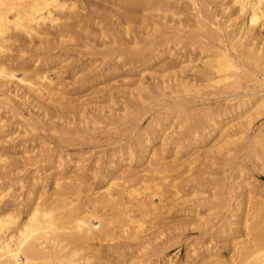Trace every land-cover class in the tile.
<instances>
[{
	"label": "rangeland",
	"instance_id": "374dc122",
	"mask_svg": "<svg viewBox=\"0 0 264 264\" xmlns=\"http://www.w3.org/2000/svg\"><path fill=\"white\" fill-rule=\"evenodd\" d=\"M76 1L78 2L76 8L77 12L79 14H86L89 9L88 7L84 9V7L87 6L86 0ZM102 1L104 0H99V2ZM105 1L108 3L106 4L107 6L118 4V1L114 0ZM142 1L145 2V0H139V2ZM171 1L172 5L174 4V9L172 8V10L167 8V5L171 4ZM171 1L146 0L148 4L149 2H161L160 8L154 9L153 11L144 10V12L147 11L146 13L143 11L139 12L136 14V16L138 15L137 19L136 16H134V21L131 20V17L128 19L124 14H121V11L116 13V16L114 13L111 15L116 18L115 20L118 22L119 19L120 21H126L125 24L128 25H126V27L132 30H136L139 27L142 30L145 28L143 31H147L149 34L152 33L155 36L158 34L157 39L159 40L161 39L159 36L161 32L164 33V35L167 34L165 42L158 44V46H156L157 48H154L160 52H163V50L167 51L168 49L171 50L172 48L173 50L171 51L178 54L177 57L180 58L181 62L188 58V61L181 64L185 65L181 69V72L177 74L170 73V71L161 73L155 65L141 66L132 70L130 75L134 79L143 75L146 82L144 89L136 87L138 86L137 84L131 87L121 85L122 87L120 86L118 88L119 90L120 88L125 89L127 87L125 90L128 91L130 88L131 93L132 90L133 93L131 94L130 90L128 92L124 91L119 93L118 89L113 87L111 89L115 88V91H110L112 92L111 95L113 96V100L107 102L99 101L100 103H97V101H86L85 99L88 100V96L85 97V95L91 91H96V95L98 91L96 97L102 98V93H99L101 85H93L94 87L90 85L81 89L80 87L76 89L77 84L74 83L76 77H74L72 73L71 64L74 62V64H80V62L84 63L86 60H96V64H100V62L108 59L105 54L107 55L112 48H117L115 44H107L104 48L102 45L101 47L100 43L97 42L98 38H94L92 35V38L90 37V40H88L89 44L91 41L89 47H87V39L86 41H83L85 39L77 40V42H75V40L73 42L67 41L72 43V46L65 44L63 40L64 44L60 41L61 46H59L58 49H54L55 51H52L55 53L68 52L70 56L68 60L62 58L57 61L58 66L62 67L60 68L62 73L59 78H56L54 70H48L51 79L55 82L56 86L61 89L60 93H53L49 99L44 97L38 98L35 101L33 99V93H28L27 96L23 98L21 94L22 90H16V83L11 82V85L9 84L10 86L0 89V125H2V128H0V215L3 216L4 219V223H1L2 220L0 219V240L3 241V243H7L8 241L14 243L16 241L17 228L20 223L24 221L26 212L31 208L33 203L39 207L46 205L49 211L56 209V207L61 208V204L56 201L60 198V193L56 192V189L51 186L54 178L69 177L74 174L73 172H75V174L81 173L79 178L81 177L80 181L84 182V185L83 183L81 185L82 190L77 195H75L76 193L69 195L68 199V202H72L76 205V212H73L72 215L73 217L75 216V219L79 214L80 217L81 215L89 216L90 213L94 212L93 206L95 203L92 200V197H96L94 192H102L108 184H110L111 192H115L120 185L122 186L127 179H130L126 175L128 174L127 172L130 173L131 171L142 169L143 171H141L140 175L144 177L146 175L150 176L152 182H150V180L147 184L141 186L140 183L138 184V177L140 178L138 174L136 177H132V179L135 178V180L133 179L134 181L130 179L128 182L127 180L122 186H126L125 193L120 196L123 198L122 201L124 200V208L122 210L123 213L127 212V215H122L123 217L121 216V219H118L117 217L119 216L116 214L114 215V212H112L113 210L110 208V204L105 203L104 205L98 206V213L103 214V216L108 218L107 220L112 221L111 227L113 228L114 234L120 236L118 234L122 232V236L119 238L116 237L114 240H107L101 245L99 242H95L97 244L93 243V245L89 243L88 245H92L90 248L93 249L94 252H98V254L94 253L95 256H93L92 253V256L96 259L91 258L90 263L88 262L89 264H98V262L99 264H168V262H165L168 258L170 260L169 264H200V260L205 253H207V249H210L208 251L209 253L219 251L221 258H223L227 264H231L230 262H238L239 255L237 254L236 248L238 245L234 244L235 241L228 244L223 243L219 238L221 235H219L216 230L220 224H225L226 219L231 220L229 222H238L247 208H250L251 212L254 210V207L255 209L258 208L257 211H253V214H255V216H264V153H262V148H264V26L261 27V22L258 21L256 25L250 26L247 31L237 35L241 17H237L235 5L228 3L227 0H207V7L205 9L201 8V3L205 0H176L177 3L175 0ZM71 2H73V0H68L66 3L69 4ZM180 9H182L183 13ZM120 14L121 16H119ZM111 15H109V22L107 21L108 28L112 26L111 23L114 20ZM72 17L73 20H69L71 22H73L78 15L72 14ZM9 18L12 19L13 15H10ZM142 18L143 20H141ZM128 22H131V24H128ZM201 24L214 30L217 35L214 36L209 34L206 30L207 28H203ZM163 25L166 27L164 28ZM79 26L80 28L86 26L87 30H95V32L97 29H100L98 28L100 26H96L92 24V22L87 25L79 24ZM170 27L173 30L170 29ZM44 29L52 33L50 36L54 37L55 30L49 27L48 21L45 23ZM152 29L157 31L152 32ZM175 30L176 32H173ZM171 32L176 34H172ZM107 34L112 36L109 33ZM116 34L115 32V36L113 35L109 40L120 36ZM257 34L259 35L258 37L256 36ZM235 35L237 37H235ZM143 37L145 39V35H143ZM233 37H235L233 41L235 43L237 42L235 46L231 44L233 43V41H231ZM21 39L20 41L11 40L5 42L7 44H2L4 46H2V48L4 49L1 50L4 54L0 55V61H6L11 64V66L23 64L27 71L26 74L30 75L33 69L38 68L42 64L40 59H35L36 57L33 53H42L44 50L42 49V51L40 49V47L43 46H38L40 51H38L39 49L37 50L38 47L36 46L38 42L34 41V39L31 41L27 40L28 38L26 39V37ZM23 39L26 41H23ZM52 39H54L53 41L56 43L57 39ZM106 40L108 39H105V41ZM22 42L23 44L27 42V44L23 45ZM29 42L31 45L28 44ZM34 44L37 45L35 46ZM62 45L69 46V51L66 49L67 47L64 46L65 51ZM92 45L95 47H92ZM108 46L110 47L109 50H107ZM90 47L93 49H90ZM164 47L165 49H163ZM34 48L36 49L34 50ZM154 48H146L142 55H147L152 50L157 53L158 51ZM141 49L140 46H137L133 50L137 52ZM214 52L220 53V55L225 53L235 67L234 70L237 69L234 72L235 75H233L232 78L230 77L232 80L230 78L225 80L222 75L211 76L205 69H203V71L201 70L202 64L200 63H203L204 60L208 58L209 54ZM121 59L122 58L119 59V62H124V60ZM125 68L126 73H128L129 65L124 67L123 70H125ZM16 74L17 77H20L19 74H21V72H16ZM123 74L124 72L120 73V75ZM162 75H165V77L160 78ZM178 78L192 80V85L187 88L177 85ZM120 79L121 78L117 77V80ZM160 79L166 82L162 83ZM236 81L237 83H235ZM157 82H159V84ZM101 87H103V85ZM95 88L97 89L94 90ZM72 93L76 94L74 95V99L78 98V100H81L83 97L84 101H67L62 99ZM133 101H138L135 102L136 104H138L139 101H143V104L139 103V108H135ZM130 102L134 105L131 106ZM7 103L13 106L12 110L14 109V111L10 109L11 107L7 105ZM81 103H84L83 106L87 108L86 112L83 114L85 120L94 117L97 118L95 119L97 121L102 118V115L107 116L112 112L114 115L116 113L119 118L121 114H123L121 116H125L126 118L124 120L123 117L122 120H120L121 118L118 119V116H115L117 118L115 120L121 121V123L114 122L113 126L112 124H110V126L105 125L107 126H104L105 128L103 124H100V126L96 124L98 132L96 129H93L96 128V126L91 125L93 127H91L92 130L88 127V130H91L90 132L87 130V124L82 126L84 122L81 121L79 116L80 112L78 113L76 108L77 104L82 106ZM73 106L75 108H73ZM109 106H112V112ZM126 106L128 108H126ZM122 108H126L125 110L128 112L126 113ZM99 109H103L102 112H100ZM130 110L134 111L129 113ZM108 111H110V113ZM196 120L202 122H199L201 126H198ZM192 123H194V126ZM215 123L217 126L214 125L213 127ZM100 127L106 130H101L99 129ZM220 128L221 131H223L222 136H224V139H228L230 143H228L223 150L216 151V147L212 146V144L219 139ZM164 129H167L165 132L166 139L164 138L165 141H161L162 138L160 135L161 131L163 132ZM189 129L193 132L190 139L195 142L192 146L195 145L197 147L194 149L189 148L185 152L182 148L183 144H181V147L179 146L173 151V146L178 135L184 132L187 133ZM94 130L95 132L93 133ZM227 135L231 137L228 138ZM139 138L142 139L140 140ZM146 138L150 139L148 144L145 143ZM202 138H204V140H202ZM142 141L144 142L142 143ZM223 142V140L222 142L219 141V143ZM144 144H146L147 147ZM220 145L221 144L216 146ZM151 149L154 153H160L159 149H161L162 151L160 154L163 156L161 158L160 155L155 154V157L160 156L158 164L146 167L145 169L156 168L159 170L160 168V174L155 173L151 175L149 170L146 171L143 169V167L146 166L145 161L147 159L148 161L150 160L152 154L150 153ZM195 150L198 152L196 153ZM258 150H260L259 152L261 154H258ZM195 153L198 155L195 156ZM140 155H142L143 161L140 162L139 165L134 161L137 160ZM29 156L35 157V161L31 164L29 163ZM68 157L70 158V166L63 168L65 162L69 159ZM190 158H195L196 160L200 159L199 161L201 162L199 163V161H197L198 164H196V162L189 165L187 160ZM111 160L113 163L116 162V167L118 165L117 163L122 161L125 167H129V170H126L123 174H121L120 171L117 172L116 169L109 171ZM130 160H132V162L129 163ZM161 162L166 165L164 166ZM160 164L165 168H163L162 165L160 167ZM124 166L123 168H125ZM156 166H159V168ZM75 169H77V172ZM104 172L106 173L104 174ZM145 172H148L150 175ZM199 181H201L202 184H200ZM175 182L178 186L177 193L174 192L171 187L172 183ZM36 183L38 184L37 186ZM248 185L254 188V190H252L255 192L253 195L256 194L254 201L251 202H249L244 195ZM38 186L41 187L42 192H37ZM126 192H129V195H126ZM158 192L160 193L158 194ZM40 194H43V196L41 195L42 198L38 199ZM142 195L144 197H147V195H155L151 196V198H149L150 196L147 197L148 199L146 198V210H141L140 207L137 206L141 203L139 200ZM236 197L238 198L236 199ZM206 199L216 202V207L207 212L216 213V227L212 229V231L210 230L211 232L202 228H190L187 231L172 228L176 226V224L183 223L186 225V220L190 219L194 221L197 219V214L195 212L192 211L187 216L184 212L181 214L175 213L178 209L194 207V205L202 203ZM235 199H239L237 201L239 203L237 204H241L238 208L237 205L235 206ZM151 200L153 201L151 202ZM56 202L58 204L55 205ZM49 203L51 205L54 204L53 209H51L52 207L49 206ZM245 205L246 209L244 207ZM133 207L136 208L134 209ZM235 207L236 211L233 209ZM243 208L245 210H243ZM239 209L243 212H240ZM204 210H206V207H201V211ZM259 211L261 212L259 213ZM233 213L235 214L233 215ZM10 215L12 216L11 220ZM157 216L161 218L158 219ZM222 217H224V221ZM132 218L135 222L133 221L130 223L129 220ZM237 218L238 220H236ZM64 221H66V219H64ZM217 222L220 224L218 225ZM72 223L73 222L66 223V225L63 226L64 231L68 232L73 230L75 226L74 223ZM93 224L95 226L98 225H96L95 222H93ZM237 225L239 226V224ZM238 226L232 225L230 227L236 230ZM246 232L247 230L241 229L238 232L240 234L236 233V235L238 234L237 240H239V236L241 241L245 240L244 237L246 238V236L244 235ZM133 235L136 239H134L135 237ZM149 238L151 239L150 241L153 242L148 245V243L144 242ZM65 239L66 240L63 241L64 244L69 242L67 241L69 238ZM135 244L140 245V247L137 246L136 248ZM110 245L115 246L109 249ZM156 245L158 246L156 247ZM133 246L134 249L132 250ZM138 248L139 250H136ZM45 250L48 252L47 248ZM131 250L133 252H131ZM83 252L84 254L81 253L83 256L86 255V252L88 256L91 255L89 249ZM149 252L153 253L151 254ZM107 257L108 259L106 260L105 258ZM38 262L40 264H45V261ZM39 263L34 262V264ZM80 263L83 264V261L80 260ZM51 264H57V262Z\"/></svg>",
	"mask_w": 264,
	"mask_h": 264
},
{
	"label": "bare ground",
	"instance_id": "6f19581e",
	"mask_svg": "<svg viewBox=\"0 0 264 264\" xmlns=\"http://www.w3.org/2000/svg\"><path fill=\"white\" fill-rule=\"evenodd\" d=\"M67 1L68 0H0V55L4 54V52H2L1 49H4V48H2V46L4 45L5 42H9L11 40L12 41L13 40H19L20 41V40H22L21 38H25V37H26V39L28 38L27 40L31 41L32 39H34V41H37L38 45L37 44H34V45L35 46L37 45L36 47L43 46V47H40V49L44 50V51L42 50L43 52L41 51L42 53H38L37 52V50L39 49V47H38L36 50L37 53H33V55L36 57L35 59L36 60L40 59L42 64L38 68L33 69V72L30 75L26 74L27 71H26V68H24L23 64L11 66V64H9L6 61L5 62L0 61V89L5 88L7 86H10L11 82L16 83V86H17L16 90L17 91L22 90L21 94H22L23 98H25V96H27L28 93H33V96H34L33 99L35 101L38 98H44V97L49 99L50 96L53 95V93H60L61 89L59 87H57L55 82L51 79V77L49 76L48 70H50V69H51V71L54 70L56 73V78H59L60 74L62 73L60 71V68H62V67L58 66L57 61L59 59H62V58H64L65 60H68L70 58V56L68 55V52L55 53L52 51H55L54 49H58V47L61 46V42L63 44L65 42V44L71 45L72 43L67 42V41L73 42L75 40V42H77V40H81V39H85L83 41H86V39H87V41H88V40H90V37L92 38V35L94 36V38L95 37L98 38L97 42L100 43L101 47H102V45L104 48V47H106L107 44H112V45L115 44V46H117V48H112L108 52V54H107L108 56L105 54V56L108 57V59H105L104 61L100 62V64H96V62H97L96 60H91L92 62L86 60L85 62L83 61L84 63L80 62V64H74L75 63L74 62L71 64V70L73 71L72 73L74 74V77H76L74 79V83L77 84L76 89H79V87L81 89L85 86H90V85L91 86H93V85H96V86L101 85L102 86L103 85V87L100 86L101 90L97 87L100 90L99 93L100 94L102 93V95H101L102 98L100 97L101 99L96 97L98 95V91H97V95H96V91L95 92L91 91L85 95V97L88 96L87 97L88 100L85 99L86 101H97V103H98L99 101L107 102V101L113 100V96L111 95L112 92H110V91L111 90L115 91V88L118 89L121 85H127L128 87H131L132 85L137 84L138 86H136V87H138L140 89L141 88L144 89L145 88L144 86L146 84V82L144 80V76L142 75L139 78L134 79L130 75L132 70H135L141 66L155 65L158 67V69L161 71V73H163L165 71H170V73H174V74L176 73L177 74V73L181 72V69L185 66V65H181V64L185 61H188V58H187V59L183 60V62H181L180 58L177 57L178 54L171 51V50H173L172 48H171V50L167 48L168 50L167 51L163 50V52H160L154 48V47L158 46V44H162L165 42V39H167V36H166L167 34L164 35V33L161 32V34L159 35L161 39L159 40V39H157L158 34H156L157 36L153 35L152 33L149 34V32L143 31L145 28L142 30L139 27L136 30H132L129 27H126V25H127V24H125L126 21L125 22L120 21V19H119V22H118L115 20L116 18H114L111 15L112 13H114V15L116 16V13L121 11L120 12L121 14H124V16L128 17V19H129V17H131L132 18L131 20L134 21V18H135L134 16H136V14H138L139 12H142V11L144 12V10H152L153 11L154 9L155 10L159 9L161 2H158V3L157 2H155V3L149 2V4H148L146 2V0H145L146 3L143 1L139 2V0H114V1H118L117 2L118 4H111V5L107 6L106 4H108V3L105 0L102 2H99V0H86L87 6L84 7V9H87V7L89 9L87 10L86 14H81V13L79 14L76 10L78 2L76 0H73V2L67 4L66 3ZM227 1L230 4L235 5V8H236L235 12L237 14V17H241V23L239 25L237 35L241 34L242 32L244 33L245 31H247L250 28V26L256 25L258 23V21L261 22V27L264 26V22H262V21H264V0H227ZM166 2H169V1H166ZM170 3L171 4L167 5V8L172 10V8L174 9V7H173L174 4L172 5V1ZM176 3H177V1H176ZM201 4H202L201 8L205 9L207 7V0L203 1ZM180 10L182 12V9H180ZM146 12H144V13H146ZM72 14L78 15V17H76L73 22L69 21V20H73ZM121 14L119 16H121ZM10 15H13L12 19L9 18ZM109 15H111L112 18H114V20H115V22H114V20L112 21V19H111L112 23L111 22L110 23L112 24V26L110 28H108V26H107V24L109 22L108 19H110ZM119 16H117V17L120 18ZM137 16H136V19H137ZM123 17H121V18L124 19ZM145 18H147V17H145ZM141 20H143V18ZM47 21L49 23V27H51L52 29L55 30L54 37H51L50 35L52 33H49V31L44 29L45 23ZM90 22H92V24H94L96 26H100V27H98L100 29H97V31L95 32V30H93V31L87 30L86 26H84V28H80V26H79V24L87 25ZM129 23L131 24V22H128V24ZM201 26L203 28H207V26H204L203 24H201ZM165 27L166 26H164V28ZM141 28H142V26H141ZM170 29H172V28L170 27ZM159 30H161V29H159ZM176 30L173 32H176ZM206 30L211 35H214V36L217 35L216 32L212 29L207 28ZM154 31H157V30H153L152 32H154ZM115 32L117 34H119L120 36H118L117 38L115 37V38L109 40V38H111ZM107 33L111 34L112 36H109ZM172 34H176V33H172ZM258 34H259V31H258ZM258 34L256 35L257 37L259 36ZM143 35H145L146 40L144 39ZM235 37H237V36L235 35ZM235 37H233L231 41H233L235 39ZM52 38L57 39L56 43H54L55 41H53L54 39H52ZM105 39H108V40L105 41ZM24 40L25 39H23V41ZM63 40H64V42H63ZM157 40H159V41H157ZM27 42L26 43L24 42V44L22 42V44L25 45V44H27ZM169 42H170V40H169ZM236 43L233 41V43H231V44L235 46ZM5 44H7V43H5ZM28 44L31 45L30 42ZM87 44H88V46L85 43V45L87 47H89V45H91V41H90V44H89V41ZM67 45H62V46L67 47ZM79 45H80V42H79ZM35 46H33V47H35ZM86 46H83V47H86ZM137 46H140V49L141 48L142 49L135 52L133 49H135ZM92 47H95V46L92 45ZM152 47L158 52L156 53V52H154V50H152L147 55H142V54H144L146 48L149 49ZM68 48H69V46L66 49L68 50ZM107 48H108L107 50L110 49L109 46ZM35 49L36 48H34V50ZM40 49L38 51H40ZM63 49L65 50V47ZM90 49H93V48L90 47ZM163 49H165V47ZM104 52H105V50H104ZM222 53H224V52H222ZM112 57H114V58H112ZM120 58H122L121 60H124V62H121V61L119 62ZM200 64H202L201 65L202 71H203V69H205L206 71L209 72V74L211 76L212 75L213 76H221L222 75V76H224L225 80H228L230 77L232 78V76L235 75L234 72L237 70V69L234 70L235 67L233 66V64L231 63V61L229 60V58L226 56L225 53L221 54V55H220V53L218 54L216 52L211 53V54H209L208 58H206V60H204V62L200 63ZM128 65H129V70L127 69L128 73H126V68H125V70H123V69H124V67H126ZM16 72H21V74H19L20 77H17ZM121 72L122 73L124 72V74L120 75ZM166 73H168V72H166ZM77 75H79V76H77ZM117 77H119L121 79L117 80ZM161 77H165V75L160 76V78ZM161 82L165 83L166 81L164 82L163 80H161ZM157 83L159 84V82H157ZM162 83H161V85H162ZM235 83H237V81ZM177 85H180V86L187 88L188 86L192 85V80H184L183 78H178ZM113 87H115V88L111 89ZM97 88H95L94 90H96ZM14 89H15V87H14ZM125 89L120 88V90L118 89V92L119 93L124 92V91L128 92L130 90V93H131L130 88L128 89V91ZM134 89H135V87H134ZM132 93H133V90H132ZM74 95H76V94L72 93L69 96H67L66 98L64 97L62 99H65L67 101H81V100H83V97L81 98V100H78V98L74 99ZM133 102L135 105L131 104V102H130V104H131V106L134 105L136 108L139 106V103H142L143 101L142 102L139 101L138 104L135 103L138 101H133ZM83 104H82V106H79V104H77L76 108H77L78 113L82 112L81 114L79 113V116L81 118V121L84 122L82 124V126H85V124H87V130H88V127L92 130L93 127L91 125L96 126V124H97V126L98 125L100 126V124H103V127H104L105 125L110 126V124H112V126H113L114 122H119L118 120L117 121L115 120V119H117L115 116H118V115L116 113H115V115L113 114L112 106H109V109L112 112L110 115L108 114L109 116L108 115L107 116L102 115V118H100V120H97V121L95 120L97 118H94V117H90L89 119L85 120V118L83 117V114H84V112H86L87 108H86V106H83ZM7 105H10V107H11L10 109L12 110L13 106H11L10 103H7ZM106 107H108V106H106ZM73 108H75V107L73 106ZM97 108H98V106H97ZM97 108H96V110H97ZM126 108H128V107L126 106ZM135 108H133V109H135ZM125 109H123V111ZM102 110H100V112H102ZM12 111H14V109ZM110 111H108V112L110 113ZM131 111H134V110H130L129 113ZM125 112L127 113L128 111L125 110ZM119 115H120V113H119ZM121 115H123V114H121ZM121 115H120L121 119L119 118V116H118V119L122 120V118L124 117L123 119L125 120L126 117L121 116ZM126 116H128V115H126ZM83 120H85V121H83ZM199 122L200 121H197L198 126H201L200 123H202V122H200V123ZM120 123H121V121L119 122V124ZM192 124L194 126V123H192ZM214 125L217 126L216 123L213 124V127H214ZM97 126H96V128H93V129H96V131L98 130ZM150 126H151V124H150ZM150 126H149V128H150ZM154 126H155V124H154ZM195 126H196V123H195ZM105 127H107V126H105ZM0 128H2V125H0ZM84 129L86 130L85 127H84ZM99 129H101V127ZM103 129H101V130H103ZM194 129H195V127H194ZM77 130H79V129H77ZM91 130H88V131L91 132ZM105 130L106 129H104V131ZM166 131H167V129L166 130L164 129L163 132L161 131V135H160V137L162 138L161 141L162 140L165 141V139H166L165 132ZM90 132H89V134H90ZM94 132H95V130L93 131V133ZM222 132L223 131H221V128H220V130H219L220 136L218 137L219 139L214 141V143L212 144V146L216 147V151L223 150V148H225V146L228 143H230L228 139H224V136H222ZM192 133L193 132H191V129H189V130H187V133L184 132V133L179 134L178 138L176 139V142L174 143V146H173L174 150L173 151H175V148H178L179 146L181 147V144H183L182 148L185 150V152L189 148L194 149L195 147H197L195 145L192 146V144H195V142L190 139ZM143 136H144V134H143ZM149 136H151V135H149ZM227 136H228V138L231 137L230 135H227ZM143 140H144V138H143ZM202 140H204V138H202ZM222 140L224 142L219 143V141L222 142ZM149 141H150V139H147V138L145 139L146 144H148ZM151 141H152V139H151ZM143 142L144 141H142V143ZM146 144H144V145L147 147ZM219 144H221V145L216 146ZM157 148H158V146H157ZM152 149H153V147H152ZM152 149H151V152L148 151L152 154L150 156V160L148 161V159H147L145 161L146 166L143 167L144 170H146L145 169L146 167H150V166H154V164L155 165L158 164V159L161 156L160 153L162 150L159 149L160 153H157V152L154 153V151ZM154 150L156 151L155 147H154ZM195 151H193V152H195ZM259 151L260 150H258V152ZM197 152L198 151H196V153ZM177 153H178V151H177ZM196 153H195V156L198 155ZM262 153H264V148H262ZM155 154L160 155V156L155 157L154 156ZM258 154H261V153L259 152ZM162 156H161V158H162ZM28 158L30 160L29 161L30 164L33 161H35L34 156H31V157L29 156ZM142 158H143L142 155H140L139 158H137V160H135L134 162H137L139 164L140 162L143 161ZM132 160H130L129 163L132 162ZM161 160H163V159H161ZM172 160H174V159H172ZM199 160H196L195 158H190L187 160V162L189 165H192ZM69 162H70V158L67 159L63 168L69 167L70 166ZM200 162L201 161H199V163ZM183 163H185V162H183ZM117 164L118 165L116 167V162L113 163V161H112L109 165L110 166L109 171L116 169L117 172L120 171V173L123 174L126 170H129L128 169L129 167L128 168L125 167L123 165L122 161H119ZM162 164H160L159 166L161 167ZM196 164H198V162ZM163 165H162V167H163ZM123 166L126 169L123 168ZM129 166H131V165H129ZM159 166L158 167L156 166V167L159 168ZM75 168H76V166H75ZM163 168H165V167H163ZM71 170H72V168H71ZM75 170L77 172V169H75ZM147 170H149L150 171L149 173L151 175H153L155 173H159L160 168H159V170L156 168H153V169L151 168V169H147ZM141 171H143V170L138 169L137 171L136 170L131 171L130 173L127 172L128 174H126V175L131 180H133V179L135 180V178L132 179V177L133 176L136 177V175H138V174L140 175ZM73 173L74 174L72 176L70 175L71 177L70 176L69 177L68 176L63 177V178H54L53 177L54 179L52 180L51 186H52V188L56 189V192L60 193L59 194L60 198L57 199L55 197L57 199L56 201L61 204L60 205L61 208L59 207L60 209L58 207H56L57 212H56V209H54L55 211L51 210L53 212L49 211V209H47L46 205H44L43 207H39V206H36L35 203H33L31 208L26 212V215L24 217V221L21 222L19 227L17 228L18 232H17V235L15 237L16 241L14 243H12V241H8L7 243H3V241L0 240V264H32V263L34 264V262L39 263L38 261H40V262L45 261V264H48V263L51 264L54 262L55 263L57 262V264H72V263L73 264H81L82 262L80 263V260L83 261V264H89L90 259L95 258V257H93V256H95L94 253L98 254V252H94V250L90 248L93 245V243L99 242V244L101 245V244L105 243L107 240H114L116 237L119 238L120 236H122L121 231H120L121 233H119V234L117 233L120 236H116L114 234L113 228L111 227L112 221L107 220L108 218L103 216V214L98 213L97 209H98V206L104 205L106 203V204H110V208L113 210L112 212H114V215L116 214L117 216H119V217H117L118 219L122 215H127L126 214L127 212L123 213L122 209L124 208L123 207V201L124 200L122 201L123 198H121L120 196L123 193H125V191H126V186L125 187H122V186L128 179L123 184L121 183L122 186L120 185L119 188H117L115 190V192H111V187L109 186L110 184H108V186L106 185L107 187L104 190H102V192H99V191H98V193L94 192V194H96L95 195L96 197H92V200L95 203V205L93 206L94 212L90 213L89 216H87V215L82 216L81 215V217H80L79 216L80 214H79L78 217H76L74 219L75 216L73 217L72 215H73V212H76V205L73 204L72 202H68L69 195L75 194V193H76L75 195L79 194L82 190L81 185H82V183L84 185V182L80 181L81 177L79 178V175L81 173H79V172H78L79 174H77V173L75 174V172H73ZM105 173L106 172H104V174ZM145 173L148 174V172H145ZM150 174H148V175H150ZM103 177H104V175H103ZM143 177L144 176H141V175H140V178L138 177V179H139L138 184L140 183L141 186L144 184H147V182L150 180H151L150 182H152V179L150 178V176L146 175L144 178ZM124 179H121V180H124ZM129 180H128V182H129ZM194 180H196V179H194ZM153 181H154V179H153ZM37 182H38V180H37ZM199 183L202 184L201 181H199ZM37 185L38 184L36 183V186ZM171 187L174 190V192H176V193L178 192V186H177L176 182L172 183ZM164 188H165V186H164ZM128 189H129V187H128ZM237 189H239V188H237ZM37 190H38L37 192H40L42 189L40 186H38ZM156 190H154V191H156ZM252 190H254V188H252L251 185H248L246 188L245 194H244L249 202L254 201V197L256 195V194L253 195V193H255V192H253ZM128 193L126 195H129ZM154 193H156V192H154ZM159 193L160 192H158V194ZM41 195L43 196V194H40L38 196V199L42 198ZM130 195H131V193H130ZM149 196L150 195H147V197H149ZM151 196H155V195H151ZM151 196L149 198H151ZM44 197H45V195H44ZM147 197H144L142 195L140 200H139V202H141V203L140 204L138 203L139 205H137V206H139L141 210L147 209V207H146L147 206L146 205V201H147L146 198ZM237 198L238 197H236V199ZM238 200H236V203H235V206L237 205V208H238V206L240 207V205H241V204H237V203H239V202H237ZM54 201H52V202H54ZM152 201L153 200H151V202ZM57 202L55 203V205L58 204ZM53 205L54 204L49 205L52 207L51 209L54 208ZM200 205H201V207H206V210L201 211ZM215 207H216V202L214 200L206 199L202 203L194 205V207L180 208L175 213L181 214L182 212H184L188 216V214L193 211L197 214L196 215L197 219L194 221H191L190 219L186 220V225H184L183 223L176 224V226L172 225L173 226L172 228L176 229V230H182V231H187L190 228H202V229H205L207 231H210V230L212 231V229H214L216 227V223H215L216 213H210V212L207 213V212L212 210ZM244 207L246 209V205ZM133 208L135 209L136 207H133ZM233 209H235L234 211H236V207ZM245 209L243 208V210H245ZM257 209H255V207H254V210L257 211ZM253 211L251 212L250 208L249 209L247 208L244 212L242 210H240V212H243V214H242V217H240V220H238V218L236 219V220H238V222H236V223H233L234 222L233 220H232L233 222H229L231 220H228V219H226L225 224L224 223L220 224L217 222V224L218 225L220 224V225L217 227V230L216 229L215 230L219 233V235H221L219 237L220 240L225 244H228L230 242L235 241L234 244L238 245V247H236L237 248V254L239 255L238 256V262H230L231 264H264V216H262V215L258 216L257 214H256L257 216H255V214H253ZM260 212L261 211H259V213ZM234 214L235 213H233V215ZM238 214H239V212H238ZM7 215H9V214H7ZM239 216H241V215H239ZM228 217H229V215H228ZM11 218H12V216L10 215V220H11ZM160 218L161 217H158V219H160ZM223 218L224 217H222V219ZM0 219L2 220V222H1V220H0V222L4 223L3 222L4 221L3 216L0 215ZM64 219H66V221H64ZM72 220H75V221H72ZM129 221H130V223H132L134 220L132 218ZM220 221H221V219H220ZM223 221H224V219H223ZM69 222H73L75 228L73 230L66 232V231H64L63 226H65L66 223H69ZM93 222H95L96 225L97 224L98 225L95 226L93 224ZM248 222H250V223H248ZM237 224H239V226ZM232 225H236V226H238V228L236 230H233L230 227ZM152 226H154V225H152ZM164 228H166V227H164ZM142 229H144V228H142ZM241 229L247 230V232L244 235V236H246L247 239L244 236H242L245 239L243 241L240 240L241 239L240 236H239V240H237L238 234H240L238 232ZM149 230H151V229H149ZM236 233H238V234L236 235ZM149 234H150V232H149ZM149 234H148V236H149ZM133 236H132V239H133ZM154 236H155V234H154ZM130 237H131V235H130ZM65 238H69V240H67L69 242L64 244L63 241L66 240ZM134 239H136V237ZM169 239H170V237H169ZM150 240L151 239L149 238V239H146L145 242L144 241H142V242L148 243V245H149L151 242H153ZM89 243H92V245H88ZM97 243H95V244H97ZM137 243H139V242H137ZM116 245H117V243H116ZM161 245H160V247H161ZM219 245H221V244H219ZM114 246L110 245L109 249L111 247H114ZM135 246H136V248H137V246L140 247V245H138V244H135ZM157 246L158 245H156V247ZM116 247H118V246H116ZM46 248L48 249V252H46V250H45ZM154 248H155V246H154ZM87 249H89V251L91 252V255L88 256L87 252H86V255H84L85 256L84 257L83 251H85ZM133 249H134V246H133L132 250ZM132 250H131V252H133ZM136 250H139V248ZM209 250L207 249V253H205L203 258L200 260V262L202 264H227L225 262V260H223V258H221V254L219 251L209 253L208 252ZM155 251H156V249H155ZM212 251H214V250H212ZM108 252H109V250H108ZM81 253H83V254H81ZM92 253H93V256H92ZM149 253H151V252H149ZM156 255H158V254H156ZM234 255H236V254H234ZM77 256L80 259H78ZM81 256H82V258H81ZM105 259L107 260L108 257ZM165 262H168V264H169V262H170L169 258ZM98 264H99V262H98Z\"/></svg>",
	"mask_w": 264,
	"mask_h": 264
}]
</instances>
